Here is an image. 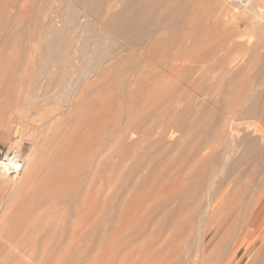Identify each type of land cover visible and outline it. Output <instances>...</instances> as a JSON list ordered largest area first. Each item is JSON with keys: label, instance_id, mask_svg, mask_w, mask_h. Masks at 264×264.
<instances>
[{"label": "rangeland", "instance_id": "374dc122", "mask_svg": "<svg viewBox=\"0 0 264 264\" xmlns=\"http://www.w3.org/2000/svg\"><path fill=\"white\" fill-rule=\"evenodd\" d=\"M31 2L32 4H30ZM125 2L126 0H123L106 19H110L113 15H120ZM37 3L36 0H0V7H2L0 8V13H2L0 14V27L2 28L0 35L4 36H0V159L6 152L17 150L22 162V168L17 176L9 174L5 178H0V264H171L172 262L174 264L180 249L185 250L183 259L180 261L182 264H264V241L259 240L261 230L253 236L250 246H241L233 250V228H230L232 224L230 220L227 224H223L224 226L219 224L220 226L218 225L215 230H211L206 235L207 256L202 257L197 252L198 242L196 243V234L200 223L194 218L196 214L202 213L207 203L209 197H201L200 189L207 186L209 179L207 180L206 177L212 174L216 180L213 189H210V195L212 197L215 194V198L219 199V202L224 200L220 213L221 221L237 215L233 218L239 222L240 214H243L244 221L250 223L253 228L259 225L264 218V168L252 164L254 157L247 158L248 162L237 166H234V163L244 156L243 143L249 141V136L261 135V133L256 130L253 134L245 125L251 119L240 120L237 140L242 144L238 145L228 162L221 168L220 164L215 162L220 153V147L216 145L218 138L215 134L211 138L212 143H216L215 145L210 142L205 150L200 144L197 151L195 145H191L192 136L189 137L187 133H184L183 136L181 135L183 131L177 129L179 124L186 127L191 125L190 123L193 122L190 120L195 122L194 115L198 116L200 113H206L205 115L210 119L209 126L211 127L205 126L206 129L210 130L212 125L217 127L216 119L221 112L218 106L225 98L223 94L225 92L235 94L236 87L214 88L215 90L213 89L208 97L202 96L201 91L191 88L192 91L187 89L188 92L183 89L174 91L173 87L167 85L168 82L163 87V83L145 77L144 73H135L137 76L135 74L131 76L132 73L128 72L131 78L135 75L134 78L137 79L134 85L131 83L134 78L131 79L128 76V84H126L127 87L125 86L128 93L124 91L125 89H123L125 93L121 92L124 86L117 87V90L114 91L117 85L111 84V82V85L109 83L103 85L108 92L102 85L99 88H93L94 91L91 89L94 93L92 99L88 97L89 100L86 98L88 101L84 100L89 105L85 106L87 104H84L85 108L82 106L86 110L92 104L91 110L81 111L80 105L79 107L75 106L74 102L72 103L71 100L62 96L63 93L57 84L53 86L54 83L49 82L52 70L47 72L50 74L49 76L47 74L41 76L44 80L40 81L42 83L40 88L34 87V78L39 77L37 73L39 72L40 57L37 48L26 51L24 54H20L19 50H16L22 44L29 43L32 32H28L35 29L33 25H45L46 23L45 17H42L38 10L41 2ZM58 4L57 2L54 8L58 7L60 10L62 6ZM261 4L264 6V2ZM54 8L50 11H54ZM34 14L37 15V20H35ZM122 20H124L121 22L122 26L124 22L126 25V19L120 21ZM43 21L45 23L42 24ZM118 22L113 23L121 26V23ZM134 33L129 31L128 34L130 37H134ZM244 39L246 40V37L241 40L244 41ZM250 40H256V37H250ZM128 47H130L128 48L130 52L137 46L128 45ZM32 53L35 55H31ZM263 59L264 50L262 49L260 59L257 60L259 63L253 68H249L253 75L261 73ZM248 63L247 54L241 51L235 52L232 55L230 71L225 80L236 74L240 70L239 68L247 66ZM142 75H145L143 77L147 80L141 77ZM45 76L49 78L46 79ZM214 76L215 74L211 75V77ZM115 77H117L116 72L112 78ZM209 81L208 78L200 86ZM148 82L153 87H149ZM153 82L155 85L162 86H157L159 91L156 87L154 88ZM47 83L51 86L49 87ZM140 86L146 90L141 88L138 90ZM46 87L49 89H45ZM110 88L113 89L111 92ZM118 88L122 97L118 94ZM260 88L259 90L264 89ZM32 89L42 90L38 92L39 94L34 91L35 95ZM102 89L105 91L103 94H101ZM159 92L162 94L159 95ZM163 92L166 96L163 95ZM180 92L189 93V95L185 94L186 97L183 99L185 102L182 100V106L181 101L173 100ZM148 93L150 98L147 97ZM227 94L225 93V95ZM118 96L119 100L122 99L120 100L123 101L122 103L118 101ZM158 96L162 97L164 101H161L162 99ZM228 96L230 95L226 97ZM103 97L107 104L103 103V99H101ZM166 97L170 100L168 101ZM259 97L256 101L258 108L264 102V96L262 100ZM110 99L112 100L110 101ZM152 101H155L152 104L153 108L151 106L148 108L147 105L149 106ZM156 103L158 107L155 106ZM161 103L162 106L164 105L163 107H161ZM169 107L172 110V114L169 113L171 115L167 111ZM150 108L155 111L153 112L151 109L152 116H150ZM195 109L196 111H193ZM147 110L149 114L146 112ZM86 112L88 113L86 114ZM162 113L168 115H160L163 119L166 118L163 120L160 117L162 123H159L157 121L159 117L156 115ZM125 115L128 117L126 118ZM154 115L156 119H154ZM145 116L154 117V120L151 119L156 122L152 123L150 119L151 124L149 119L145 118L146 120H144ZM166 119L168 123L173 122L169 125H174V128L168 126ZM186 119L189 123L186 122ZM157 122L163 124L164 128L162 126L161 129H165L159 128L158 132L166 131L164 137L162 135L158 142L156 139L159 138V134L155 133L157 130L151 133L153 128L159 125ZM176 122L180 123L177 125ZM14 124L19 126L18 134L11 132ZM127 125L130 126L126 127ZM169 131L172 135H169ZM118 134L121 135L120 140L117 137ZM185 134L188 136L185 137ZM106 135L111 138L113 136V142H116L113 143L112 139H108ZM154 137L157 138L152 142L151 138ZM124 139L126 140L124 141ZM108 141L109 144H107ZM112 143L114 146H111ZM165 146L166 148L163 149ZM180 146L182 150L179 149ZM187 151L190 153L188 154ZM208 152L211 153L208 154ZM187 154L188 156L194 155V160H196L194 161L191 155L189 156L191 158L188 159ZM106 160L107 162H105ZM97 167L98 171H95ZM81 178L85 183H81ZM206 181L207 183H205ZM90 183H92L91 186ZM86 184L91 189H88ZM92 186L94 187L93 191ZM84 187L88 190L86 191ZM261 198H263L262 201ZM258 203L260 205L253 213L252 208ZM229 228L230 230L225 235V242L222 236ZM255 240L258 241L257 246L249 252ZM256 248H258L257 255L251 257L252 251H255ZM213 257L214 259H212ZM184 258L187 262H183Z\"/></svg>", "mask_w": 264, "mask_h": 264}, {"label": "bare ground", "instance_id": "6f19581e", "mask_svg": "<svg viewBox=\"0 0 264 264\" xmlns=\"http://www.w3.org/2000/svg\"><path fill=\"white\" fill-rule=\"evenodd\" d=\"M33 1H35V0H33ZM36 1L38 2L37 4H39L41 2L40 3L41 5L39 4L38 10L41 12L42 17H45L44 19H46L45 20L46 23L44 21L41 23L42 24L45 23V25H38V24L36 25L34 23L35 25H33V26L35 27V29L33 31L28 32V33L32 32L31 33V40L28 38V40H30V41H28L29 43L26 41L28 44H24V45L22 44L20 47L18 46L19 48L16 47L18 49L15 48L17 51L19 50L20 54H24L26 51L28 52V51L34 50L36 48L39 51L38 52V56L40 57L39 63H38V67H39L38 71L39 72L37 73V75L40 78L39 77L34 78L35 79V82L33 81L34 87L40 88L39 86L42 85V83L40 82L42 80L41 76L42 75L44 76L45 74H47L48 71L52 70L53 72L51 75V81H49V82L54 83L53 86H55V84H57L58 88L61 90V93H63L62 96H65L67 99L71 100L72 103L74 102L75 106L79 107V105H80L81 106L80 109L82 111V110H85L82 107V106H84V104H87L85 106L89 105V103H86L84 100H86V98L88 99V97L91 98L94 96L93 88H97V87L99 88V86H101V85L103 86V85L108 84V83L110 84V82H111V84L114 83L117 85V86L115 85L116 87L113 86L116 88V89H114V91L117 90V87L120 88V86L121 87L124 86L121 89L122 90L121 92H123V89H125L127 87L126 84H128V79H129L128 76L130 77V73H132L131 76L135 73H137V74H143L144 73V74H146V76L142 75L141 77L145 76L147 78H150L153 81L155 80V82L159 81L160 83H163V85H164L163 87H165V83L168 82L167 85L173 87L174 91H181L183 89V91L188 92L189 90H187V89L191 88L192 90L201 91L203 95L201 93L200 94L202 96L205 95L208 97L210 96L209 94H210V92L213 91L214 88H223L224 89V87L225 88L226 87L233 88L235 86L237 89V92L235 94H233V93L231 94V92H225V93H228L227 95H230L228 97H226L227 95H225V93L223 91V93H224L223 96L225 98H224L222 104H219V106H218L220 111H221L220 116L216 119L217 124L213 123V124H216L217 127H214V125H212L214 127V128L212 127L213 129L212 128L210 130L206 129L207 127L205 128V126H208V128L211 127V126H209L210 125V119L205 115L206 113H204V114L200 113L198 116L194 115V117L196 118V121L194 122L193 120H190L193 123H190L191 125L188 124L189 125L188 127L181 126V124H179L182 120L179 123L176 122L177 125L179 124L177 129H180L183 131V133H181V135H183L184 133H187V134H189V137L192 136L193 140L189 137L188 138L193 141V142L191 141L192 142L191 145H195V147L197 148V151L199 150L198 148L200 147V144H201L202 148L206 150V147H208V144L210 142L212 143L211 138L214 136L213 134H215V136L218 139L216 142L217 144L215 142L214 143L217 145V147H220V153L218 155V158H216L217 156L214 154L216 156L215 157L216 159L215 158L214 159H215V162L219 163L221 168H223L225 163L228 162L231 154L233 152H235L238 145L242 144V142H239L237 140V132H238V126H239L238 122L242 119H244V120L251 119L252 121L251 120L247 121L245 123V125H247V127H249L248 129H250L252 131V133L257 130V131H259V133H261V135L255 134V135L249 136L250 137L249 141H245L243 143V145H244V156L241 159L236 160V162L234 163V166H237L241 163L248 162V160H246L247 158L254 157L252 164L254 166L264 168V102H262V104L260 105L261 106L260 108H258L256 106V101L258 99V96L261 97V100H262V97L264 96V89L259 90V89H261L260 87L264 88V59H263V64L261 67V73L260 74L253 75L252 72L249 70V68H253V66H256L259 63V62H257V60L259 61V59H260V52L262 49L264 50V6H262V4H261L264 2V0H126L124 8L122 9V11L120 10L121 14L118 13V14H120L118 16L113 15L108 20L106 18L108 16H110V13L113 10H115L121 4V2L123 0H36ZM57 2L59 3L58 5L62 6L61 9L64 8L62 12H60V10H61L60 8H59L60 10H58V7H56L57 10H55L56 8H54V6ZM30 4H32V2ZM0 8H2V7H0ZM52 8H54V11H50V10H52ZM0 14H2V13H0ZM29 16H30V14H29ZM34 16H35V14H34ZM34 16H32V17H34ZM36 16H35V20H37ZM121 19H126L127 24L124 25L125 24V22H124V24L122 26L121 22H123L124 20L120 21ZM8 20H9V18H8ZM118 20L121 23L120 24L121 26H117L116 24L113 23L116 21L118 22ZM40 21L41 20L39 19V22ZM36 23H38V21ZM0 30H2V28ZM24 30H25V28H24ZM129 31L132 33L135 32L134 33L135 36L130 37V34H128ZM28 33H27V35H29ZM8 35H9V33H8ZM10 36H11V34H10ZM1 37H4V36H1ZM243 37L244 38L246 37V40L245 39H244V41L241 40ZM250 37H256V40L251 41ZM118 40H120V41L118 42ZM128 45L133 46V47L137 46V47H135L134 50L129 52L128 48H130V47H128ZM238 51L239 52L241 51L244 54L248 55L249 63L247 66H245V67L243 66L242 68H239L240 70L237 71L236 74L231 75L230 77L226 78V80H225L226 75L230 71V63L232 61V55ZM28 54H30V53H28ZM31 55H33V53ZM128 59L130 60L129 62H128ZM115 72H116L117 77L112 78V76L114 75ZM128 72H130V73H128ZM212 74H215V76L211 77ZM47 75L49 76L50 74L48 73ZM134 76H133V78H134ZM47 77H46V79H47ZM145 77H143V78L146 79ZM133 78H131V79H133ZM208 78L210 79V81L207 82L205 85L200 86V84L203 81L208 80ZM134 79H136V78H134ZM133 80H131V83H133L135 85V82H137V79L134 82H133ZM151 80H150V82H151ZM142 82H143V80H142ZM29 83H30V81H29ZM147 84L149 87L152 86V85H150L151 83H149V82ZM147 84H146V86H147ZM48 85H46V86L48 87ZM134 85L131 84V86H134ZM153 85H155V83ZM50 86L51 85H49V87ZM157 86L158 85H155L154 88L156 87V89H157ZM169 86H168V88H169ZM23 87H24V85H23ZM47 87L45 89H49ZM103 87L105 88V86H103ZM158 87H162V86H158ZM107 88H108V86H107ZM119 88H118V90H119L118 94L121 93ZM132 88H134V87H132ZM139 88H141V86L138 87V90H140ZM50 89L52 91V88H50ZM141 89L146 90V88H144V87ZM149 89H151V88H149ZM184 89H186V90H184ZM191 89H190V91H192ZM40 90H42V89H40ZM40 90L39 89L38 90L32 89V91L33 92L36 91L37 94H39L38 92H40ZM90 90H91V93H90ZM112 90L110 88V92ZM129 90H130V88H129ZM163 90H165V88H163ZM106 91H107V89H106ZM124 91L125 92L127 91L126 93H128V89L127 90L125 89ZM225 91H227V90H225ZM101 92H99V93L103 94L105 91L103 90ZM125 92H123V93H125ZM155 92H156V90H155ZM187 92L185 94L189 95V93H187ZM135 93H136V91H135ZM154 93H152V94H154ZM160 93L161 92H159V95H160ZM219 93L222 94V92H219ZM34 94H35V92H34ZM105 94H108V93H105ZM142 94H145V93H142ZM168 94H167V96H168ZM185 94H184V92L183 93L180 92L179 94H177L175 96V99H173V100L174 101L175 100L181 101V106H182V103L185 102V100H183L186 97ZM14 95L16 96V94H14ZM163 95L166 96V94H164V92H163ZM191 95H193V94H191ZM119 96H121V94ZM119 96L117 98L118 101L122 100V99L119 100ZM152 96L153 95H151V97ZM154 96H155V94H154ZM154 96L152 98L155 99L156 97H154ZM47 97H50V96H47ZM108 97H106V98H108ZM132 97H134V96H132ZM147 97L150 98L149 93H148ZM39 98L41 99L43 97H39ZM60 98H61V96H60ZM159 98L162 99L161 101H164L162 97H159ZM48 99H50V98H48ZM101 99H103L104 104H107L104 102L105 101L104 97ZM166 99H167V97H166ZM189 99H190V97H189ZM4 100H5V98H4ZM88 100H86V101H88ZM111 100L112 99H110V101ZM123 100H125V99H123ZM156 100H157V98H156ZM169 100H170V98H169ZM182 100H183V102H182ZM215 100H217V99L215 98ZM220 100H222V99H220ZM54 101H56V100H54ZM106 101H107V99H106ZM192 101H190V102H192ZM263 101H264V99H263ZM57 102H59V101H57ZM66 102H65V104H66ZM120 102L122 103L123 101H120ZM143 102H145V101H143ZM153 102H155V101H152L150 103L151 105L149 104V106L147 105V107L149 108L150 106L151 107L154 106V105H152V104H154ZM186 102H188V101L186 100ZM97 103H98V101H97ZM103 103H101V104H103ZM157 103L155 105L156 107H158ZM159 103H160V100H159ZM162 103H161V107L164 106V105L162 106ZM216 103H218V100ZM14 104L16 105V103H14ZM70 105H72V104L70 103ZM179 105H180V103H179ZM85 106H84V108H85ZM90 106H92V104H90ZM90 106L87 107L85 111H87L88 109L90 111L91 110ZM174 106H176V105H174ZM126 107H127V105H126ZM171 107H172V105H171ZM152 108L149 109V112L151 111ZM185 108H187V107H185ZM185 108H182V109H185ZM169 109H170V111H169ZM169 109L167 110L168 114L171 113V111H172L170 107H169ZM179 109H181V108H179ZM196 109L193 111H196ZM64 110H63V114H64ZM121 110H122V108H121ZM158 110H160V109H158ZM161 110H163V109L161 108ZM181 110H180V113L182 114ZM197 110H199V109H197ZM107 111H109V110H107ZM117 111H119V110H117ZM152 111H153V109H152ZM152 111L150 113L151 114L150 116H152ZM97 112H98V110H97ZM146 112L148 113V110ZM153 112H155V111H153ZM200 112H201V110H200ZM87 113L88 112H86V114ZM125 113H123V114H125ZM180 113H178V114H180ZM153 114H155V113H153ZM171 114H169V115H171ZM191 114H193V113H191ZM83 115H84V113H83ZM95 115H97V114H95ZM126 115H128V114H126ZM126 115H125V117H126ZM160 115L162 116L163 113L156 115V117H159V119H160V117H161ZM167 115H163V116H167ZM147 116H149V115H147ZM129 117H130V115H129ZM154 117H155V115H154ZM154 117H151V118L153 119ZM156 117L154 119H156ZM130 118H132V117H130ZM145 118L149 119V122H150L151 118H148L145 116L144 120H146ZM53 119H54V117H53ZM159 119L157 121H159V123H162L161 119H163V118L161 117V119L160 120ZM187 119H188V117H187ZM76 120H77V118H76ZM117 120H119V119H117ZM153 120H152V123L156 122ZM169 121H171V120H169ZM74 122H75V120H74ZM123 122L126 123L125 121H123ZM166 122H167V119H166ZM186 122H188V120ZM186 122H185V124H187ZM171 123L173 124L172 121L169 123L167 122L169 127L171 126V128L172 127L174 128V125L173 126L169 125ZM71 125H72V123H71ZM154 125H153V127H154ZM129 126L127 125L126 127H129ZM162 126H163V124H159L158 126H155V128H153L151 133L153 131L159 129V128L161 129ZM165 126H166V124H165ZM126 127H124V128H126ZM142 128H141V130H142ZM163 128H164V126H163ZM115 129H117V128H115ZM141 130L139 129L138 131H141ZM163 130H165V129H163ZM19 131H20L19 126L17 124H14L11 132L13 134H18ZM126 131L128 132L127 129H126ZM143 131H144V129H143ZM111 132L112 131L110 129V133ZM165 132L164 131L158 132V130L155 131V133L159 134V136L157 135L159 138L158 139H156L157 137L151 138L152 142L154 139H156L158 142L159 139L162 137V135L164 137ZM110 133L108 132V134H110ZM168 133H169V135H172V134H170V131ZM187 134H185V137L188 136ZM248 135H250V134H248ZM106 136H108V135H106ZM115 136H116V134H115ZM125 136H126V134L124 135V137ZM154 136H155V134H154ZM117 137L120 140L121 135L119 136V134H118ZM146 137L145 138L147 139V142H148V134L146 135ZM109 138H111V137L108 136V139ZM118 138H116V139H118ZM111 139L113 142V136ZM103 140H105V138H103ZM114 140H115V137H114ZM119 140H118V142H119ZM125 140L126 139H124V141ZM109 141L107 144L110 143ZM149 141H151V140H149ZM115 142H113V143H115ZM113 143L111 146H114ZM105 144H104V146H105ZM215 144H213V145H215ZM104 146H103V148L105 149ZM165 148H166V146L163 147V149H165ZM196 148H194V149H196ZM112 149H110V150H112ZM179 149L182 150V147L180 146ZM190 151H192V150L190 149ZM190 151H187L188 154L190 153ZM199 152H201V151H199ZM210 153L208 152V154H210ZM188 154H187L188 159L193 156V160H194L195 156L190 154L191 157H189L190 155L188 156ZM192 154H193V152H192ZM202 154H203V152H202ZM204 155H205V153H204ZM196 157H197V155H196ZM107 160L105 162H107ZM96 161H99V160H96ZM96 161H94L95 164H96ZM98 167L96 168L95 171H98L97 170ZM90 172H91V170H90ZM86 175H88V174H86ZM91 175H92V173H91ZM5 176H7L6 172L0 171V178H5ZM208 176L206 177V179L207 180L209 179V183L207 184V186L205 188L200 189V196L201 197L207 196L209 198L207 200V203H206L204 209L202 210V213L196 214L194 217L200 223L199 229L197 230V234H196V238H197L196 243L198 242L197 252L200 255H202V257H204V256L206 257L207 256L206 250L208 248V246H205L206 235L211 230H215L219 224L221 226L223 224H227L229 220H230V222H232L230 228H233V233H232L233 250H235L241 246L247 247L252 242V240L254 238L253 236L259 230H261L259 240L264 241V235H263V233H264V218L261 220V222L259 223V225L256 228H253L250 223H248V222L246 223L244 221L243 214H240L239 222H237L236 218H233V217H236L237 215L233 216L232 218L228 217L226 220L224 219L221 221L222 216L220 213H221V207L223 205L224 200L219 202L218 201L219 199L215 198V194H214V196L211 197L210 191L213 189V185H214V182L216 180L215 179L216 177L213 176L212 174H210ZM109 177H111V176H109ZM83 182H84V180H83V178H81V183H83ZM87 182H89V181H87ZM205 183H207V181ZM91 184L92 183H90V186H91ZM95 184H94V186H95ZM199 186H200V184H199ZM199 186H198V188H199ZM86 187H87V184H86ZM87 188L91 189V188H89V185ZM93 188L94 187L92 186V191H93ZM84 189H86V188L84 187ZM88 189H86V191ZM213 192H211V193H213ZM75 193H77V192H75ZM16 194H18V193H16ZM198 194H199V192H198ZM263 195H264V193H263ZM262 199L263 198H261V201H262ZM260 203L253 206V208H252L253 213L259 207ZM230 228L225 233H223L222 239L225 242H226L225 235L230 230ZM251 228H253V229H251ZM170 235H171V233H170ZM175 239H176V237H175ZM129 243H131V242H129ZM257 243H258V241L255 240V242L252 244V248L249 250V252L252 249H254L255 246H257ZM252 252L253 253L251 254V257H255L258 253V248H256L255 251L253 250ZM177 253H178V255H177ZM177 253H176L177 257L175 255L177 260L174 264H182V262H180V261H182V259H183L185 250L180 249ZM217 256H219V255H217ZM188 257H190V256H188ZM219 257H221V256H219ZM216 258H218V257H216ZM151 259H152V257H151ZM212 259H214V257ZM184 260H185V258H184ZM183 262H187V261L185 260ZM250 263H252V262H250Z\"/></svg>", "mask_w": 264, "mask_h": 264}, {"label": "built area", "instance_id": "2783aa9c", "mask_svg": "<svg viewBox=\"0 0 264 264\" xmlns=\"http://www.w3.org/2000/svg\"><path fill=\"white\" fill-rule=\"evenodd\" d=\"M22 168V162L17 150L6 152L0 159V171L17 176Z\"/></svg>", "mask_w": 264, "mask_h": 264}]
</instances>
